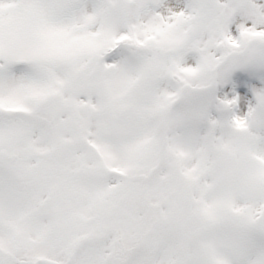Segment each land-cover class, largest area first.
<instances>
[{"label": "snow or ice", "instance_id": "6c2138e0", "mask_svg": "<svg viewBox=\"0 0 264 264\" xmlns=\"http://www.w3.org/2000/svg\"><path fill=\"white\" fill-rule=\"evenodd\" d=\"M0 264H264V0H0Z\"/></svg>", "mask_w": 264, "mask_h": 264}]
</instances>
